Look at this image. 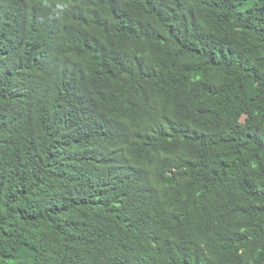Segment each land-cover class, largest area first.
<instances>
[{"label":"trees","instance_id":"obj_1","mask_svg":"<svg viewBox=\"0 0 264 264\" xmlns=\"http://www.w3.org/2000/svg\"><path fill=\"white\" fill-rule=\"evenodd\" d=\"M0 264H264V0H0Z\"/></svg>","mask_w":264,"mask_h":264},{"label":"rangeland","instance_id":"obj_2","mask_svg":"<svg viewBox=\"0 0 264 264\" xmlns=\"http://www.w3.org/2000/svg\"><path fill=\"white\" fill-rule=\"evenodd\" d=\"M245 120H246V117L245 116H243L242 118H240L238 120V130H241L244 127Z\"/></svg>","mask_w":264,"mask_h":264},{"label":"clouds","instance_id":"obj_3","mask_svg":"<svg viewBox=\"0 0 264 264\" xmlns=\"http://www.w3.org/2000/svg\"><path fill=\"white\" fill-rule=\"evenodd\" d=\"M243 116L246 117V115H242L240 118H242ZM156 168L158 169V171L164 169V166L162 164L156 165Z\"/></svg>","mask_w":264,"mask_h":264}]
</instances>
